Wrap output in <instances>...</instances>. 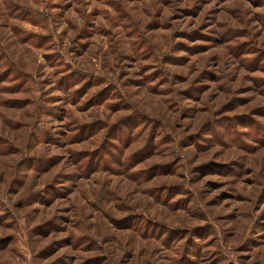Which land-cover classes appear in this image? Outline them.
Segmentation results:
<instances>
[{
    "label": "rangeland",
    "instance_id": "rangeland-1",
    "mask_svg": "<svg viewBox=\"0 0 264 264\" xmlns=\"http://www.w3.org/2000/svg\"><path fill=\"white\" fill-rule=\"evenodd\" d=\"M0 264H264V0H0Z\"/></svg>",
    "mask_w": 264,
    "mask_h": 264
}]
</instances>
